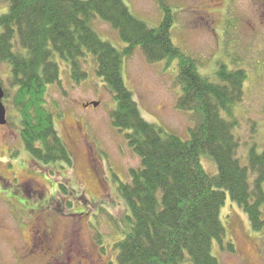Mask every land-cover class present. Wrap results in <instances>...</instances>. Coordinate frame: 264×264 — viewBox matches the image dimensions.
I'll use <instances>...</instances> for the list:
<instances>
[{
  "label": "trees",
  "instance_id": "16d2710c",
  "mask_svg": "<svg viewBox=\"0 0 264 264\" xmlns=\"http://www.w3.org/2000/svg\"><path fill=\"white\" fill-rule=\"evenodd\" d=\"M2 1L7 10L0 16V65L9 73L3 104L14 111L11 124L33 160L71 164L54 125L55 112L47 107L49 90L61 88V65L79 83L87 77L81 62L91 57L112 96L111 124L140 161L129 171V181L116 188L127 208L125 231L114 245L117 264H219L212 255L214 242L222 252L234 251L220 221L226 195L252 231L264 230V151L251 148L240 165L235 123L222 116L231 119L240 103L245 72L221 67L217 83L201 75L196 60L171 41L174 15L165 0H155L163 12L156 27L135 18L123 0ZM94 18L117 32L122 50L100 38L91 26ZM134 48L149 63L177 61L176 108L193 123L186 140L141 116L122 77L123 58ZM202 158L214 164L215 173L204 170Z\"/></svg>",
  "mask_w": 264,
  "mask_h": 264
},
{
  "label": "rangeland",
  "instance_id": "374dc122",
  "mask_svg": "<svg viewBox=\"0 0 264 264\" xmlns=\"http://www.w3.org/2000/svg\"><path fill=\"white\" fill-rule=\"evenodd\" d=\"M165 1L174 15L171 41L196 60L201 75L217 83L221 67L245 72L242 98L233 106L232 118L222 113L235 123L237 159L243 166L251 148L264 151V0ZM123 2L149 27L162 20L155 0ZM6 10L0 0V16ZM91 26L113 48H124L108 23L94 18ZM81 64L85 80L75 83L61 65V88H51L47 97L56 131L69 149L70 165L33 160L11 124L14 111L6 108L8 123L0 127V264H117L114 245L125 231L127 208L116 188L129 181V171L140 161L111 124L109 112L115 103L96 75L93 59ZM122 66L124 83L145 121L186 140L193 123L188 113L176 108L177 61L149 63L134 48ZM8 76L7 67L0 65L4 90ZM201 165L215 173L210 160L202 158ZM220 221L234 251L222 252L214 242L212 255L219 264H264V230L252 231L228 195Z\"/></svg>",
  "mask_w": 264,
  "mask_h": 264
},
{
  "label": "water",
  "instance_id": "95a60500",
  "mask_svg": "<svg viewBox=\"0 0 264 264\" xmlns=\"http://www.w3.org/2000/svg\"><path fill=\"white\" fill-rule=\"evenodd\" d=\"M3 96H4V92H3L2 87L0 85V126L6 125V122H7L6 121V109L2 103ZM92 106L97 107L98 103H92Z\"/></svg>",
  "mask_w": 264,
  "mask_h": 264
},
{
  "label": "flooded vegetation",
  "instance_id": "af4514ba",
  "mask_svg": "<svg viewBox=\"0 0 264 264\" xmlns=\"http://www.w3.org/2000/svg\"><path fill=\"white\" fill-rule=\"evenodd\" d=\"M87 105H83V107H86Z\"/></svg>",
  "mask_w": 264,
  "mask_h": 264
}]
</instances>
